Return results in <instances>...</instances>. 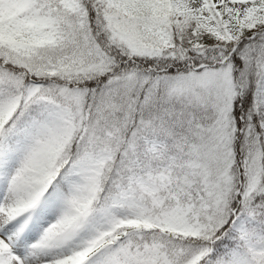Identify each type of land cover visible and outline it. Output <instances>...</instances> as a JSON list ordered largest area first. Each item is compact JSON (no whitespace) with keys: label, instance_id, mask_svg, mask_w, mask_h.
Instances as JSON below:
<instances>
[{"label":"snow or ice","instance_id":"snow-or-ice-1","mask_svg":"<svg viewBox=\"0 0 264 264\" xmlns=\"http://www.w3.org/2000/svg\"><path fill=\"white\" fill-rule=\"evenodd\" d=\"M0 264H264V0H0Z\"/></svg>","mask_w":264,"mask_h":264}]
</instances>
